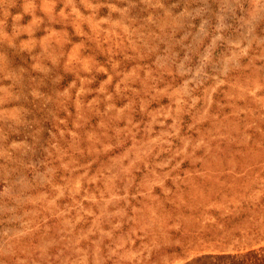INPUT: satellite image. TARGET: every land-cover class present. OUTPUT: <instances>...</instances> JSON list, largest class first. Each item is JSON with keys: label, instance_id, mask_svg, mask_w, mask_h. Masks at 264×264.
I'll return each instance as SVG.
<instances>
[{"label": "rangeland", "instance_id": "374dc122", "mask_svg": "<svg viewBox=\"0 0 264 264\" xmlns=\"http://www.w3.org/2000/svg\"><path fill=\"white\" fill-rule=\"evenodd\" d=\"M252 250L264 0H0V264Z\"/></svg>", "mask_w": 264, "mask_h": 264}, {"label": "trees", "instance_id": "16d2710c", "mask_svg": "<svg viewBox=\"0 0 264 264\" xmlns=\"http://www.w3.org/2000/svg\"><path fill=\"white\" fill-rule=\"evenodd\" d=\"M237 264H264V250L263 252L254 250L246 252L238 257Z\"/></svg>", "mask_w": 264, "mask_h": 264}]
</instances>
